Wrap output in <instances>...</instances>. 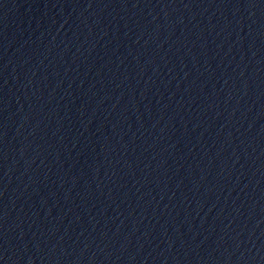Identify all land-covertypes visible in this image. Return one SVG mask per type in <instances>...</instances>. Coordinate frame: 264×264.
Wrapping results in <instances>:
<instances>
[{
    "label": "water",
    "instance_id": "water-1",
    "mask_svg": "<svg viewBox=\"0 0 264 264\" xmlns=\"http://www.w3.org/2000/svg\"><path fill=\"white\" fill-rule=\"evenodd\" d=\"M0 264H264V0H0Z\"/></svg>",
    "mask_w": 264,
    "mask_h": 264
}]
</instances>
